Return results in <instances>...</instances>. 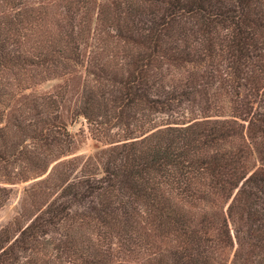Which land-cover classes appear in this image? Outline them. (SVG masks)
Masks as SVG:
<instances>
[{
  "label": "trees",
  "instance_id": "obj_1",
  "mask_svg": "<svg viewBox=\"0 0 264 264\" xmlns=\"http://www.w3.org/2000/svg\"><path fill=\"white\" fill-rule=\"evenodd\" d=\"M27 182L0 264H264V0H0V208Z\"/></svg>",
  "mask_w": 264,
  "mask_h": 264
},
{
  "label": "rangeland",
  "instance_id": "obj_2",
  "mask_svg": "<svg viewBox=\"0 0 264 264\" xmlns=\"http://www.w3.org/2000/svg\"><path fill=\"white\" fill-rule=\"evenodd\" d=\"M57 81H48L42 83L34 91L36 93H43L50 91ZM33 91V92H34ZM68 132L75 140V155L86 157L93 154L95 151L105 147L103 143L92 138L86 121L80 117L68 123ZM30 182L17 184L11 187V194L8 201L0 208V228L10 222L19 211V203L23 190Z\"/></svg>",
  "mask_w": 264,
  "mask_h": 264
}]
</instances>
